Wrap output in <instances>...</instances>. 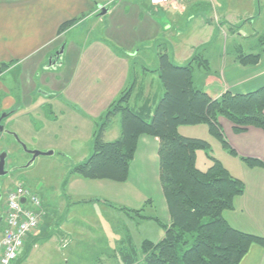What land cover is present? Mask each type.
<instances>
[{"label":"crops","instance_id":"0c3cea01","mask_svg":"<svg viewBox=\"0 0 264 264\" xmlns=\"http://www.w3.org/2000/svg\"><path fill=\"white\" fill-rule=\"evenodd\" d=\"M215 2L218 1L171 0L168 6L155 8L148 0H0V80L10 73L11 69L25 68L32 64L34 59L40 61L38 66L30 68L31 74L36 73V69L41 65L44 67L48 59L62 47H64L62 56L64 65L60 73L64 72L65 69L67 70L66 60L72 55L74 42L77 41L71 36L72 32L93 19L95 29L106 20V26L112 27L110 36L113 37L114 42L126 49L119 51L118 47L117 51L113 49L109 51V47H105L106 54L98 53L94 57V84H103L104 87L101 86V88L107 90L103 91L104 94L107 93L104 95L103 111L115 102L122 92L131 90L130 108L140 112L147 105L153 113L165 92L157 72L158 55L163 50L178 66L189 63L196 50H199V55L208 61L209 67L207 69L195 68L194 83L213 100L219 99L227 92L233 95L256 92L264 86V35L254 34V28L251 32L243 33L242 31H245L249 25L258 24V19L264 14L260 10L262 3L259 7L258 0L257 2L252 0L247 4L252 10L245 11L242 17L237 18L226 6L220 9L215 6ZM220 2L225 5L226 0L224 3L223 0ZM105 6L108 9L105 17L98 15L100 9ZM211 14H213L212 18ZM73 20H77V23L59 35L62 25ZM134 28H138V34L133 31ZM233 28L237 31L236 33L233 32ZM164 34L167 35L165 38L168 39L169 44L167 40H163ZM82 40L83 37H79L78 41L82 42ZM105 42L114 45L109 40ZM239 50L245 54L260 53V63L256 66H242L236 60ZM76 56L78 57H76L75 68L71 69L72 71L69 69V73L65 74L63 80L66 86L67 84L69 86L67 88L64 86L62 90L45 86L49 95L53 97L47 100L42 94L39 95L46 101L49 100L47 103H38L37 100L29 97H24L21 101L12 100L8 97L10 89L0 81V101H2L0 106L3 111L9 112V108H14L11 112L14 115L22 111L18 114L16 122L28 117V120L31 118L36 126L38 125L36 122L46 117L49 122H53L49 118L58 116L59 122L65 125L73 123L78 118L94 115V108L91 104L93 88L85 89L81 86L79 89H74L77 78L76 70L84 55ZM4 65L8 66L5 70L2 69ZM2 97H4L3 100ZM56 98H58L57 101ZM45 105L49 109L48 112L43 109ZM29 107L31 108L23 113ZM52 107L53 110H51ZM10 119V124L15 125V120ZM118 120L121 124L120 117L115 118V121ZM220 122L226 141L240 157L256 159L264 163V133L262 131L249 129L248 132L237 135L233 132L229 122L225 120ZM120 124H114L113 128L106 131L104 138L106 142H114L120 138ZM178 132L184 137H202L201 139L208 141L211 146L214 144L215 138L209 134V130L204 134L194 135L196 133L194 129L180 127ZM67 133H71L70 129L63 126L60 133L62 140L66 139ZM81 133H84L81 128L72 127V134L67 138L66 148H62L61 151L62 155L83 154L84 157L79 159L84 162L88 158V153L83 149L86 139L82 135L80 138ZM159 145L160 141L156 138L147 136L139 138L138 151L130 167L128 184L141 181L147 189L146 177L155 180L153 189L158 190L162 213L166 224L169 225V212L160 185ZM44 148L52 149L50 146ZM219 161L229 172L230 165L238 167L242 176H235L243 180L246 186L244 195L235 199L234 209L226 211L224 218L232 228L264 238L261 225L256 220L259 206L264 205V198L260 197V191L264 189V169L248 170L244 163L232 156L228 157L227 164ZM230 174L232 175L231 172ZM246 175L250 177L249 182ZM106 182L98 183L110 184ZM126 186L128 187L125 188L132 190L129 185ZM70 194L72 192L69 196ZM69 196L61 203L62 208L58 219L55 220L54 213H48L45 209L47 215L42 227L32 235L23 251L25 256L29 251V261L31 258L34 259V254H39V257L45 259V263L49 259L48 264L53 263L54 257L59 259L60 264H77L83 259L81 255L84 248L81 245L85 244L83 228H86L87 232H92L93 235L90 236L94 245L102 239L94 242V233L99 232L94 228V215L89 220L88 215L81 217L75 212L79 207L78 204L87 201L73 202V198L78 197ZM144 197L148 198L149 195L144 193ZM54 220L55 224L52 226ZM107 231L102 228L103 234ZM163 236L155 242L160 241ZM1 237L2 233L0 240ZM128 238L131 236L127 235L124 238L123 234L113 244L114 247L116 246L115 250L113 247L102 250L100 253L117 251L121 255L131 247ZM104 243L110 244L109 242ZM30 244L33 245V250L28 247ZM86 248L94 251L93 247ZM87 253H90L93 259L94 254ZM104 256L100 254L99 261ZM240 264H264V247L253 244Z\"/></svg>","mask_w":264,"mask_h":264},{"label":"trees","instance_id":"16d2710c","mask_svg":"<svg viewBox=\"0 0 264 264\" xmlns=\"http://www.w3.org/2000/svg\"><path fill=\"white\" fill-rule=\"evenodd\" d=\"M76 23L73 20L62 25L59 35ZM236 60L242 66L257 65L261 54L239 50ZM208 65L199 50L183 66L174 64L164 50L160 52L157 72L165 92L153 113L147 105L140 112L130 108L132 93L126 90L110 107L95 134L91 156L72 168V173L89 181L123 184L128 181L139 138L147 136L160 141V185L170 225L148 219L137 211V218L162 225L164 236L158 242L143 241V262H139L128 238L131 247L121 254L124 264H240L253 244L264 247L263 237L238 231L224 218L226 211L234 209L235 199L244 195L243 180L232 176L216 158H211L213 162L207 170H199L197 153L210 151L211 144L178 132L180 127L207 125L209 134L234 158L238 154L225 139L221 119L229 121L237 135L251 128L264 132V86L246 95L227 92L213 100L194 83L195 68L207 69ZM117 116L121 118V136L114 142H106V129ZM241 161L250 169H264L259 160ZM23 258L25 255L16 264Z\"/></svg>","mask_w":264,"mask_h":264},{"label":"rangeland","instance_id":"374dc122","mask_svg":"<svg viewBox=\"0 0 264 264\" xmlns=\"http://www.w3.org/2000/svg\"><path fill=\"white\" fill-rule=\"evenodd\" d=\"M217 1L218 2H215V6H217L218 8L220 7V9L222 6H226L227 9H230L232 14H234V16L237 18L242 17V14L245 11L252 10L251 7L247 5L252 0H226L225 5H222L220 0ZM260 3H262L261 7H260ZM258 6L260 7L261 12L263 13L264 0H258ZM105 8L107 9V6H105ZM100 13H101V9L98 15H100ZM263 15L258 19L259 21L258 24H256L255 26L249 25L248 27H246V30L242 32L243 33L251 32L252 29L254 28L253 29L254 34L264 35ZM212 17L213 14H211V18ZM211 20H216V19H211ZM222 21H224V19H222ZM106 22L107 21L105 20L104 23H102L100 26H98L95 29L94 28L95 21L93 19L88 20L87 23L85 22V24H83L74 32H72L71 36L75 37V40L77 41L74 42L73 40L74 45H73L72 55H70L69 58L66 60L67 70L65 69L64 72L60 73L61 71L60 70L59 73L55 72L57 74L54 75L52 71L45 69L47 65L44 67H42L41 65L39 66L38 69H36V73L31 74L30 68L34 66L36 67L40 63V61L34 59L32 64H30L29 66H25V68L20 67L17 69H11L10 73H8L6 76L3 77L2 80H0L1 83L5 84L10 89L9 91L11 92L8 94V97L12 98V100L21 101L24 97L25 98L29 97L30 99L34 98V100H37L38 103L40 102L47 103L49 100L46 101L47 99L45 100L41 96H39V90H43L44 92L48 91L45 85H47L51 89L53 88L56 90H62L64 86H66V83L63 82L65 74L69 73V69L70 71H72L75 68L76 57H78L76 55L79 56L81 54L84 55L82 60H80L76 70L77 78L74 83V89H79L81 86H83L85 89L91 87L93 88L92 90L93 98L91 100V104L92 107L94 108V115L89 117L78 118L73 123H69L65 125L59 122L58 116L49 118L53 122H49L46 117L36 122L38 123L37 126L34 124L35 122H33L31 118L30 120H28V117H25L20 121L16 122L19 116L18 114H20V112L22 111H20L17 115H13L11 118L12 120H15L16 123L15 125L10 124L11 121L10 119L8 122L9 128L13 130L14 133L17 134L19 140L26 146L28 150H34L40 152L53 151L54 155L40 156L39 158L36 159L34 164L29 168L19 171L11 175L10 177L0 179V183L2 186L0 190V194L2 195V200L0 201V216L5 214L4 212L6 210L5 207L6 193L10 189H12L18 181L23 183L25 186H27L28 188H30L32 191H34L40 196L44 208L48 211V213H54L55 220L58 219L60 216V210L62 208L61 203L64 200H66V197L69 196L70 192H72L70 196L78 197V198H73V202H76V200L87 201L86 203L78 204L79 207L76 208L75 212L77 214H80L81 217L88 215L89 220H91L92 215H94V228H96L99 231L97 233H94V242L95 241L97 242L98 239L101 238L102 239L100 240L99 243H96L97 245H94L91 241V236H90L93 235L92 232H87V229L83 228L82 234L85 235L84 237L85 244L81 245V247L84 246L81 252L83 259L80 262L78 261L77 264H105V261L106 264H124L123 258H121L120 253L117 251L113 253L111 252L100 253L102 250L109 248L112 249L114 247L113 244H115V242L123 234H124V238L127 235L131 236L132 246L136 250L139 262H143L144 260V254L142 251L143 241L148 240L155 242L159 240L164 234V228L162 225L158 224L153 220H141L137 218L138 216L136 214L137 211H140L139 214L145 216L148 219L149 218L159 219L161 223L167 225L166 220L164 219V214L162 213L163 212L162 205L159 203L160 198H159L158 190L157 188L153 189V187L155 186V180H153L150 177H146L147 180L145 181V185L147 186V189L145 188L144 184L141 181H136V183L130 182V184H128L129 177H128V181L123 184H117L111 182H106L110 184H99L98 182H94V184H92L93 181L86 180L80 177L79 175H75L74 173L71 172V169L74 167L73 165L82 162L80 161L81 159L79 158H83L84 157L83 154L75 155V156L62 155L61 150L62 148L64 149L66 148V145L68 143L67 138L71 136L72 127H74V128H81L84 132L79 135L80 138L82 135L86 139L84 140L85 144H83L84 145L83 149L86 151V153H88L87 157L89 158L93 151L92 145L95 134L98 132L101 125L105 121L107 112L110 109V107L113 105V103L118 101L123 94L122 92L121 96L117 100L115 99L116 101L111 103V105L103 111V108L105 106L104 95L107 94V93L104 94L103 91H107V90L101 88L103 84L102 85L94 84V57L98 53L106 54L107 51L104 50L105 47H109L108 48L109 51H111L112 49L114 51H117L119 47L114 42L113 37L110 36L112 34L111 33L112 27L106 26ZM133 31L138 34V28H134ZM233 32L236 33L237 31L234 30L233 28ZM166 36L167 35L164 34V38H163L164 41L165 40L168 41V39L165 38ZM79 37H83L82 42L78 41ZM105 40H109L114 45L112 44L110 45L106 43ZM114 46L116 49L113 48ZM119 48H120L119 51L126 50L125 47H119ZM248 66H256V65H248ZM68 86L69 84H67L65 88H67ZM27 91L29 92L26 93ZM3 98L4 97H2V100ZM57 99L58 98H56V101ZM71 99L75 100V98H71ZM0 103H2V101H0ZM30 108L31 107H29L23 113L27 112ZM70 108L73 109V106L70 105ZM13 109L9 108L8 110L12 112ZM51 110H53V107L51 108ZM2 114H3V109L0 106V116ZM114 124L119 125L120 124L119 120L115 121L114 119L110 124V126L106 129V131L111 127L113 128ZM229 124L232 126L233 129V125L230 122ZM63 126L69 128L71 131V133L66 134L65 140H62L60 137L61 128ZM187 128L194 129L196 131L194 135L197 134L201 135L204 134V132L205 133L208 132L207 125L189 126ZM248 131L249 129L247 130V132ZM188 134L189 136H191L190 132ZM77 135L78 134H76V136ZM201 138L202 137H199V139ZM213 141L214 144L212 145L210 151L207 152L199 151L197 153L196 166L201 171L207 170L208 167L212 165L213 161L211 158H216L218 160H221L224 164H227V159L228 157H230L228 155L229 154L228 151L223 148L222 144L217 139H214ZM48 146L52 147V149L44 148ZM137 151H138V145H137L136 153ZM4 152L8 154L7 157L8 165L11 166L24 165L29 160V154H27L23 150L21 145L17 141H15L13 137L10 136H3L0 138V154ZM242 158H246V157H240L239 155L237 156V159H239L240 162H242L241 161ZM229 170L232 173V176L234 177L242 176L240 170L235 165H230ZM248 170H252V169L248 168ZM247 177L248 176L246 175V178ZM249 180L250 177L247 178L248 182ZM151 183H152V187H151ZM126 185H129V187H131L132 190L125 188L128 187ZM143 192L149 195L150 199H152L153 202L149 199V197L148 198L144 197ZM260 197L264 198V189L260 191ZM256 198L259 197L256 196ZM148 201H151V203ZM120 208H122L123 210L122 209L119 210ZM55 220L52 226H54ZM256 220L261 225V228L263 230L262 232L264 233V205L259 206L258 217ZM101 227L108 231L103 234ZM4 228L5 225L4 223H2L0 225V235L3 232ZM49 228L50 227H48V229ZM104 242H109L110 244H105ZM32 246H33L32 244L28 246L30 247V250H33ZM86 247H93L94 251L91 248L90 251ZM115 249L116 246L114 247V250ZM87 252H92L94 254L93 257L94 260L92 259L91 254ZM29 254L30 253L28 254L26 253L25 258H23L20 264H46L49 261V259H47L45 263V259L39 257L40 256L39 254H34V259L31 258V260L29 261L30 258V257L28 258ZM100 254H104L105 256L103 257V259H100L99 261L98 256ZM50 264H60V261L59 259H57V257H54L53 263Z\"/></svg>","mask_w":264,"mask_h":264},{"label":"built area","instance_id":"2783aa9c","mask_svg":"<svg viewBox=\"0 0 264 264\" xmlns=\"http://www.w3.org/2000/svg\"><path fill=\"white\" fill-rule=\"evenodd\" d=\"M149 1L154 7H165L170 2ZM22 200H25L24 204ZM5 207V228L0 240V264H16L30 237L42 227L45 213L40 196L23 184H17L7 192Z\"/></svg>","mask_w":264,"mask_h":264},{"label":"flooded vegetation","instance_id":"af4514ba","mask_svg":"<svg viewBox=\"0 0 264 264\" xmlns=\"http://www.w3.org/2000/svg\"><path fill=\"white\" fill-rule=\"evenodd\" d=\"M63 54H64V47L60 48L58 51H56V53L50 57L47 61V66L45 67L46 70H50L55 74L59 73L61 67L64 65V60H63ZM57 72V73H55ZM52 73V74H53ZM47 86V85H45ZM42 94L43 97L45 99H48V98H53L51 95H49V92H44L43 90H39V95ZM43 109L48 112L49 109L46 108V105L43 106ZM7 111H3V113H5ZM11 118V117H10ZM9 119H7L6 121L2 122V125L4 126V131H3V134H2V137L3 136H9L8 134H6L7 131H10L12 132V130L9 128V125H8V122H9ZM11 137V136H10ZM2 154V153H1ZM0 154V155H1ZM8 157V156H7ZM31 161V156L29 155V160L27 161V163H25L24 165H18V166H11V165H8V158L6 159V166H5V170L8 172V174L4 177H0L1 178H7V177H10L11 175L19 172V171H22L24 169H27L25 168L26 165ZM19 182V181H18ZM21 183V182H19ZM2 186L0 187V190H1ZM1 200H2V195H1ZM0 200V201H1Z\"/></svg>","mask_w":264,"mask_h":264},{"label":"water","instance_id":"95a60500","mask_svg":"<svg viewBox=\"0 0 264 264\" xmlns=\"http://www.w3.org/2000/svg\"><path fill=\"white\" fill-rule=\"evenodd\" d=\"M99 8H101V7H99ZM107 13H108V9L101 8L100 16H104ZM11 114L12 113H10V114L5 113L0 117V138L2 137V134L4 131V126L2 125V122L5 121L9 116H11ZM6 134L12 136L15 139V141H17L21 145L23 150L31 156V161L26 165L25 168H29L30 166H32L34 164V162L36 161V159L39 158L40 156H52V155H54L53 151L40 152V151L28 150L26 148V146L19 140L16 133L7 131ZM7 156H8V154L6 152H4L0 155V177H4L8 174V172L5 170ZM0 187H1V183H0ZM0 199H1V195H0ZM24 203H25V200H22V204H24ZM2 221H3V217H0V224L2 223Z\"/></svg>","mask_w":264,"mask_h":264}]
</instances>
